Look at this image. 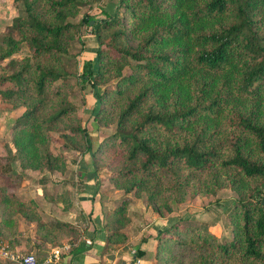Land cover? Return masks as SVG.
Masks as SVG:
<instances>
[{
    "label": "trees",
    "instance_id": "trees-1",
    "mask_svg": "<svg viewBox=\"0 0 264 264\" xmlns=\"http://www.w3.org/2000/svg\"><path fill=\"white\" fill-rule=\"evenodd\" d=\"M20 1L21 13L0 33V98L11 109L23 107L10 126L12 148L1 170L15 160L22 170L62 169L65 157L50 149V132L62 126V141L78 135L96 172H107L126 191L144 190L166 208L160 190L180 193L189 179L206 194L234 189L226 211L230 239L218 242L179 221L152 237L157 245L200 247L205 253L194 264H264V0ZM106 2L114 4L112 13ZM93 3L101 17L89 24L93 14L84 11L71 20ZM83 24L94 35V55L73 77L90 86L85 93H92L89 115L96 124H113L94 144L70 99L72 75L64 67ZM22 46L27 53L13 56ZM104 151L107 158L98 163L95 155ZM158 171H168L172 183H162ZM51 196L65 200L61 208L72 204L64 191ZM122 206L111 210L107 226L118 223ZM16 213L43 224L32 199L0 186V240L15 233ZM74 227L55 226L76 237ZM115 232L109 229L105 239Z\"/></svg>",
    "mask_w": 264,
    "mask_h": 264
},
{
    "label": "rangeland",
    "instance_id": "rangeland-1",
    "mask_svg": "<svg viewBox=\"0 0 264 264\" xmlns=\"http://www.w3.org/2000/svg\"><path fill=\"white\" fill-rule=\"evenodd\" d=\"M104 8L112 13L114 4L106 2ZM21 10L20 0H0V33L9 28L12 17L21 13ZM84 11L93 14L89 24L93 22V19L103 15L99 12V6L93 3L90 6H82L71 20H77ZM88 27V25L83 24L80 38L70 41L67 54L64 56V67L72 75L70 80L73 82V92L70 99L77 105V115L81 119V124L84 125L85 123L87 125L88 133L93 138L92 143L94 144L95 138L105 136L113 130V124L100 126L96 124L89 115L88 103L93 98L92 93H85L90 86L85 82H78V78L73 77L75 72L80 71L82 61L94 55L95 38L88 31ZM26 53V48L22 46L19 52L13 54V56L18 57ZM6 61L3 60L1 65H4ZM123 71L127 72V68H124ZM111 83L112 81L107 84ZM83 85H86V88H83ZM101 87L103 85H97L98 89ZM22 109V106L11 109L9 103L0 98V114L1 111H10L14 115H18ZM3 115L5 117L0 119V166L4 163L5 153L10 149L8 144L12 148L10 126L14 121V116L6 119L7 114L3 113ZM64 129V127L59 126L57 131L50 132L54 137V140L50 143L52 153H61L65 157L62 169L22 170L15 160L8 171H2L0 168V186H3L6 192L14 191V186H17L15 191H24L25 187L31 188L29 191H40L44 198L50 200L54 205L57 204L60 208L65 200L53 201L51 195L64 191L72 204L67 209H61L65 213L68 210L71 211L72 215L68 218L69 221H67V216L63 221L75 225L72 234L76 236L81 233L80 229L90 220L88 214L80 207L77 193L80 191H94L92 199L96 198L99 207L97 216L99 222H101V227L106 233L109 229L110 231L117 230L108 238L106 237V252L112 255L125 254L130 260L135 258L137 264H194L199 255L205 253L200 247H191L185 243L157 245L156 239L152 235L156 233L157 229L174 222L179 221L182 225L198 226L211 233L218 242L230 239L231 225L226 211L232 204L233 199L236 198L237 194L234 189L221 186L214 193L206 194L189 179L181 184V194L171 188L160 190L166 196L169 205L166 208L163 204L150 201L144 190L137 193L133 189L126 191L118 187L116 182L107 176V172L103 170L96 172L93 168L90 153L81 151V148H79L81 146L78 143V135L72 139L75 146H72L70 141H62L58 131L62 132ZM95 156L96 161L102 163L107 158V151L100 152ZM156 175L162 183H172L173 181V177L168 171H158ZM262 191L264 193V190ZM20 196L25 197L23 200L31 199L27 198L29 197L28 194L24 195L22 193ZM121 202L123 209L118 223L107 226L106 221L109 220L111 210ZM20 216L22 217V215ZM67 232L68 230H65V233L69 234ZM0 244L7 247L4 239L0 240ZM136 250H141L144 254L137 256Z\"/></svg>",
    "mask_w": 264,
    "mask_h": 264
},
{
    "label": "crops",
    "instance_id": "crops-1",
    "mask_svg": "<svg viewBox=\"0 0 264 264\" xmlns=\"http://www.w3.org/2000/svg\"><path fill=\"white\" fill-rule=\"evenodd\" d=\"M3 113L7 114L6 119L16 116L10 111H1L0 119L5 117ZM8 147L11 148L10 144ZM10 166L12 167V163ZM15 187L17 186H14V191L7 192L15 194L22 200L25 197L20 194H28L27 198H31L35 202L43 224L38 228L35 220L22 218L16 213V224L10 228L15 233L7 239L4 238L9 250L18 253L33 252L37 256L43 257L52 248L59 247L58 264H137L135 258L130 260L125 254L112 255L106 252V231L101 227L97 216L99 207L96 198L92 199L94 191L77 193L80 207L88 214L90 220L80 229L81 233L78 236L72 237L64 235L63 230L55 228L59 221L65 220V216L69 221L68 218L72 215L71 211L68 210L65 213L57 204L54 205L50 200L44 198L40 191H29L31 188L28 189V187H25L24 191H15ZM49 225L54 226L53 229H47L46 227ZM0 264L16 263L13 260L4 259L0 261Z\"/></svg>",
    "mask_w": 264,
    "mask_h": 264
},
{
    "label": "built area",
    "instance_id": "built-area-1",
    "mask_svg": "<svg viewBox=\"0 0 264 264\" xmlns=\"http://www.w3.org/2000/svg\"><path fill=\"white\" fill-rule=\"evenodd\" d=\"M59 252V247H55L47 252L45 256L37 257L32 252L18 253L0 244V261L9 259L15 261L16 264H58Z\"/></svg>",
    "mask_w": 264,
    "mask_h": 264
},
{
    "label": "water",
    "instance_id": "water-1",
    "mask_svg": "<svg viewBox=\"0 0 264 264\" xmlns=\"http://www.w3.org/2000/svg\"><path fill=\"white\" fill-rule=\"evenodd\" d=\"M90 22H91V20H90ZM261 202H264V196H262V198H261Z\"/></svg>",
    "mask_w": 264,
    "mask_h": 264
}]
</instances>
